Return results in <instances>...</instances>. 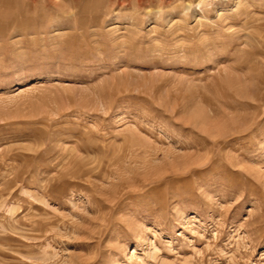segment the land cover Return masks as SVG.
<instances>
[{
  "label": "rangeland",
  "instance_id": "1",
  "mask_svg": "<svg viewBox=\"0 0 264 264\" xmlns=\"http://www.w3.org/2000/svg\"><path fill=\"white\" fill-rule=\"evenodd\" d=\"M0 264H264V0H0Z\"/></svg>",
  "mask_w": 264,
  "mask_h": 264
}]
</instances>
